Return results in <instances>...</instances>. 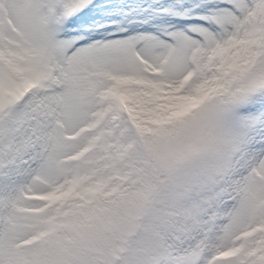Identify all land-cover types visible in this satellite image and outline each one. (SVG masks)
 I'll return each instance as SVG.
<instances>
[{"label": "snow or ice", "instance_id": "snow-or-ice-1", "mask_svg": "<svg viewBox=\"0 0 264 264\" xmlns=\"http://www.w3.org/2000/svg\"><path fill=\"white\" fill-rule=\"evenodd\" d=\"M0 264H264V0H0Z\"/></svg>", "mask_w": 264, "mask_h": 264}]
</instances>
